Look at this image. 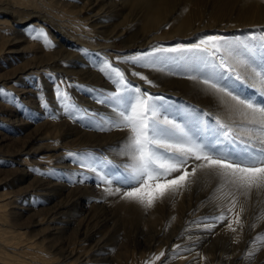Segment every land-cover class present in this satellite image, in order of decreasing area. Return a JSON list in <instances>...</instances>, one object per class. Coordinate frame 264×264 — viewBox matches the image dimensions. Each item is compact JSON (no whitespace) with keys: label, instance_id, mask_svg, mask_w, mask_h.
I'll return each instance as SVG.
<instances>
[{"label":"rangeland","instance_id":"1","mask_svg":"<svg viewBox=\"0 0 264 264\" xmlns=\"http://www.w3.org/2000/svg\"><path fill=\"white\" fill-rule=\"evenodd\" d=\"M127 1L131 6L128 12L133 14L137 11V5L135 2L138 0ZM147 1L151 3H155L156 1V3L160 5L159 7H161L159 13L156 17H153L150 23L142 24L133 20L129 21L127 23L128 29L126 34L112 40L111 46L107 50L110 52V55H108L109 58L107 57V54L100 49H88V47L87 49L83 48L81 53H79V57H82L85 61H78L75 64H69L66 62L61 64L62 67L72 70L73 75L78 77L76 80L69 77L66 83L64 82L65 78L62 75L56 76L55 71L49 69L48 73H36L37 75H32V77L26 81L25 79H22L23 81L18 79L9 83L11 84L10 88L6 89V91L9 92V94L11 93L10 96L0 95V103L3 102V104H9L8 107H14V114L13 112L11 114L0 112V194L16 187H23L25 189L29 187L28 185L36 184L38 179H48L51 180V182H58V184L54 185L55 187H51L50 190H44L48 194H42V190H36L35 188L34 191L31 188L25 193L24 191L19 193L17 197L15 195L16 200L13 202L15 205L14 208L20 212L21 217L16 214L14 215L15 218L12 217L10 210L14 208L9 204L5 206L7 208H4L6 211L4 209L2 211V213L6 212L4 213L6 215L3 217L4 220H0H3V222L8 225L19 226V228L20 225L23 226L21 227V231L24 232L23 237H29L30 239L35 240L37 242L35 247L40 249L45 255L54 257L55 261L53 260L54 258L51 260L59 264H66L70 260V257L65 260L60 259V253H62L63 249L71 244L74 245L79 241H84L83 245L85 248L93 246L88 250V255H92V258H94H90V262H78L75 264H113L114 262H116V264H128L131 261H133L134 264H139L143 259H147L146 257L150 254V250L156 245H159L158 251L160 253L163 251L166 254L164 257H161L160 260L162 261L167 259L169 253L176 254V250L184 248V246H179V249H175L178 244L185 242V238L193 235L206 234L208 237L206 240L209 241V239L214 240V238H218V236L231 238L234 237L233 234L237 233L238 238H244L245 240L246 244L243 249L247 247L255 248V246L261 247L264 245V240L255 239L259 234L264 233V230L257 232L255 230L257 225L254 223L257 222L256 218L258 216L262 217L258 219V222H264V204L262 205L263 207L261 206L260 208L258 207L259 205H257V200L259 199L261 202H264V190H253L248 196H245L243 193L236 192L234 188L225 186L222 192H218L217 188L221 183L218 177L209 175L207 172H197L193 177L189 178L186 187L178 190L175 194L166 197L162 201H157L152 208H145L138 203L121 199L119 194L108 195L104 189L109 187V185L101 183L96 172L81 167L75 157L68 156V153L71 152L79 154L80 156L87 155L98 163L103 162V172L109 174L113 180V183L110 186L112 190L114 191L117 187L122 190H127L121 179V174L125 173V165L128 160L127 157L121 155V147L125 143L128 133L127 131L115 129L110 131L100 130L101 127L107 126V119L115 117V113H113L109 105L105 103H97L98 99H103L105 96L115 91V85L98 70V68L102 66V61L105 60L113 66L120 68L125 73V78L130 85L139 87L142 92H148L153 97H162V101L159 102L167 107L168 111L165 114L168 115L170 119H174L177 123L199 125V128H192L193 133L199 135L200 129H214L216 127V121L219 119L223 123L231 126L235 130L234 134H239L229 121L226 122L227 120L220 116L213 115L210 109L205 106L182 97V95L151 90L140 85L137 80H133V73H140L147 77V80L151 81V84L148 83L151 86H158L160 84L159 79L155 77V75L160 76V74H163L164 78L173 76L186 79L187 75L195 74L191 72L190 69L192 64L190 57H192L193 54L190 53V55L189 53L182 52L157 53V56L167 58L168 69L176 74H169V71H157L153 68L143 67L131 62H124V58L136 56L141 53L152 52L153 49L157 48L170 49L180 48L182 46L191 47L199 44L201 39H206L210 36H220L229 41H247L258 45L262 34H264V24L262 23L240 25L229 29H220L216 26L219 21L224 20H228L231 23L236 22V24H238V21H236L234 17L235 15L243 17L241 12L244 11H239V15L236 9L241 6L245 8L250 3H242L243 0H233V5L228 7L225 4L220 5L217 0ZM229 1L231 0H227L225 3L228 4ZM257 1L262 7L259 5L253 7L252 2L250 10L245 13H250L254 16H251L250 18L246 16L249 19L244 20V22L264 21V15H258L257 11H254V9L264 10V0ZM17 2L18 0L8 1L10 5ZM42 4L51 5L52 8H54V12L57 13L62 10L60 6L48 3L46 0H24L22 9L27 12L28 10H31V7L29 6L38 9L39 5ZM2 16L7 17L9 21L12 22V25L16 23V19H14L13 16L7 15V13L0 15L1 18ZM181 22H195V24L204 23L207 25L209 24V26L206 29L204 28L200 31L189 34L188 37L184 39L178 37H175L174 39L170 38V30L176 23ZM130 35L134 36V45H129L127 38ZM180 39L181 41L176 42ZM52 45L55 46V43ZM66 46L68 47L70 45L67 44ZM55 47H57V45ZM51 48L54 47L51 46L50 50ZM36 58L37 57H34L33 60ZM85 63H88L90 68L99 72L98 74H100V78L98 80H83L82 74H84V72L81 70ZM156 67H164V64L158 63ZM49 72H52L54 75H51ZM130 72H132V74ZM130 75L131 77H129ZM142 81L145 83L144 80ZM164 82H166V80H164ZM236 84L238 86V91L245 98L253 99L258 104H264V96L259 95L255 88L250 87L248 84H242L241 82H236ZM56 85H59L62 90L65 89L64 91L69 93L72 100L80 109H87V114L83 112H74L72 118H69V114L64 111L61 103L57 100V97L53 95L54 87ZM28 88H31L30 90H32V92H39L34 94V96H29L31 95V91L26 92V94L28 93L27 95L20 91L21 89ZM39 95L45 98V102L48 105L47 108L42 107V101L37 97ZM41 96H39V98ZM2 97L3 99H1ZM4 97L7 98L4 99ZM45 119L49 121L50 124L46 122V124L43 123L46 121ZM51 121L54 122L52 123ZM60 121L66 122L67 125L62 123L63 126L61 127V123L59 124ZM68 123L72 124L69 125ZM52 125L53 127H51ZM38 126L43 128L41 130L45 129L46 132H52V136L54 135L52 137L53 139L49 138L48 140L43 141H48L52 145L55 143L58 146L61 145L62 142L68 144L67 148L62 149V151L65 150L67 153L51 157L52 160H50L48 165L45 164V168L39 167L35 164V157L49 153L57 154L58 150H61V148L57 150L51 148V145H43L36 153H31L30 151L26 153L27 149H31V147L34 148L37 145V143H32L31 145H25V153L12 156L16 150L23 146V138L25 135L29 132H34L35 127ZM69 126H72V128ZM63 127L65 129H63ZM50 128L51 130H49ZM72 133H74V135ZM100 137L102 139H100ZM113 137L115 139H113L112 142L101 143V140L112 139ZM94 142H100L101 144L90 145V143ZM17 156L20 158H27L28 165L26 166L27 171L25 173L21 174V171L19 170L18 172L14 171V167L18 164L13 160H15ZM53 161L54 163L51 164ZM55 163L56 165L58 163V165H61L62 167L56 166ZM196 163L199 162L190 160L188 170L191 171V168L194 167ZM84 187L86 188L84 189V191L86 190L85 192L81 190ZM55 189H57V191ZM69 189L73 191L71 192ZM68 192L72 196L67 194ZM73 193L76 195L79 194L80 196L77 195L79 198ZM229 193H232L235 196L234 207L233 195H229ZM58 197L60 199H58ZM68 198L70 199L68 201L69 203H67V206L62 209V213L56 215L57 219L54 218V221L51 222L44 223L43 221L35 223L36 220L45 216L46 211L43 212L42 209L51 206V204H54L57 199V201H60L61 199L66 200ZM205 198H207V202L200 206ZM206 203L217 206V210L213 214L208 215L203 214L196 217H192L194 214L191 216L189 215L192 211L196 210L198 206H206ZM20 205L29 207L30 211H20L17 208V206ZM241 207L244 209L242 213L240 211ZM30 213L33 214L31 215ZM221 213L226 217L223 223H219L215 219L221 215ZM237 213H240L243 224L242 228L235 222ZM229 222L232 223L233 228L237 229L236 232L230 230L228 227ZM47 223H49V225H47ZM55 223L61 226L60 232L57 234H50V230L47 229V226ZM253 225H255V227H253ZM181 227L182 229H180ZM95 228L96 230H94ZM85 238L86 240H84ZM192 238L196 239L198 237L196 236ZM99 239L101 240V244H98ZM254 239L255 243L253 242ZM26 240L27 239H24L23 241ZM0 243V249L2 247L10 253H13L11 251V246L6 245L5 248L3 247L2 242ZM172 243L177 244L173 247L174 249L171 250L169 245ZM102 244L104 245L101 246ZM96 246H98L97 249ZM99 247H101V249ZM257 250L258 247L251 249L250 252L254 254ZM140 252H143L142 256ZM181 254H183V251H180L179 255ZM179 255H174L171 257V260ZM26 258L27 260H30L29 256ZM32 258L35 260L37 257ZM158 262L159 260L156 261V264ZM8 263L9 262L0 261V264ZM13 263L15 262H11V264ZM32 263H34V261H32Z\"/></svg>","mask_w":264,"mask_h":264},{"label":"bare ground","instance_id":"2","mask_svg":"<svg viewBox=\"0 0 264 264\" xmlns=\"http://www.w3.org/2000/svg\"><path fill=\"white\" fill-rule=\"evenodd\" d=\"M8 1L9 0H4V1L0 0V15L7 13V15H11L14 17V19H16L15 20L16 23L12 25V22H10L7 17H4V16H2V18L0 17V89H3L4 92L8 94L9 92H7L6 89L10 88L11 84L9 83L16 81L18 79L19 80L21 79V81L25 79L26 81L27 79H30L32 75H35L36 73L37 74L39 72L43 74L48 73L49 69H53V71H55L56 76L62 75L65 78L64 82L68 81L69 77H71V79L73 80H76L78 77L73 75L72 70L62 67L61 64L65 62L69 64H75L78 61H81V62L85 61L82 57H79V53H81L83 48L87 49L88 47H89L88 49H100L101 51L106 53L108 57V55H110V52H108L107 50L111 46L112 40L119 38L126 34L127 29H128L127 23L129 21L133 20V21H137L142 24L150 23L153 17H156V15L159 13V9H161V7H159L160 5L156 3V1L155 3H151L147 0H138L137 2H135V4L137 5L136 6L137 11H135L133 14H130L128 12L131 6L127 0H46V2L48 3H52L54 5L60 6L62 8L61 12L59 13L54 12V8H52V6L49 4L39 5L38 9H35L34 7L32 8V6H29L31 7V10H28L27 12H25L22 9V6H23L22 4L24 0H18L17 3H13L11 5L8 3ZM161 1H164V0H161ZM217 1L219 2L220 5L225 4L228 7L233 5V0L229 1L228 4L225 3L227 2V0L225 1L217 0ZM243 2H246V3L248 2L250 4H248L245 8L241 6L236 9L239 15H240L239 11H244V12H241L243 14V17H238V15H235L234 17L236 21H238L237 22L238 24H236V22L231 23L228 20H224V21H219L218 24H216V26L220 29H223V28L229 29L233 27H238L240 25H252L256 23L264 24V21L244 22V20H247L251 16H254L253 14L245 13L248 10H250L252 2H253L252 3L253 7H256L257 5H259L260 7L262 6L257 0H243L242 3ZM254 11H257L258 15H264V10L254 9ZM246 16H248L249 18H247ZM208 26L209 24L208 25L204 23L195 24V22L194 23H191V22L176 23L175 26L170 30L169 37L173 39L175 37L184 39L188 37L189 34H192L196 31H200L204 28L206 29ZM33 30H42L46 34L47 40L50 41L51 44L55 43V46L57 45V47L54 46V48H51L50 50L51 46L47 48L44 46V38L37 39V40L32 39V36L36 35V32ZM48 31H51V32H48ZM127 39H128L129 45H134L135 39L133 35H130ZM181 39L177 40L176 42L181 41ZM67 44H69L70 46L67 47L66 46ZM34 57H37V58L33 60ZM89 66L90 65H88V63L83 64V68L81 70L84 72V74H82L83 80H98L100 78V74H98L99 72L93 68H90ZM52 72H49V73H51L52 75L53 74ZM130 73L132 74V72ZM242 74H244L245 76L247 75L246 73H243V72ZM129 77H131V75ZM155 77H157L160 81L159 82L160 84L158 86H154V85L151 86L146 82L144 83L139 77H136L135 75L133 77L134 78L133 80H137V82L143 87L149 88L154 91H165L169 94L182 95V97H185L189 100H192L193 102L197 104H200L210 109L213 115L220 116L221 118L227 120L226 122L229 121L231 125L238 132L240 131V127H241L240 118L232 110V105L235 102L231 101L230 98L220 95V94H214V93L205 91L203 85L197 83L196 81L190 80L188 78L181 79V78H176L173 76L171 77L169 76V78L167 77L164 78L163 74H160V76L155 75ZM164 80H166V82H164ZM56 87L57 85L54 87V91H53L54 92L53 95L55 96H56V92H55ZM30 89L29 88L21 89L20 91H22V93H25V94L26 92L31 91V95L29 96H34V94H37L39 92V91L32 92V90ZM39 96H37L38 99H40ZM5 98L7 97H4V99ZM1 99H3V97ZM8 105L3 104V102H1L0 112L11 114L13 112L14 107L13 108L8 107ZM45 122L50 124V122L47 120L44 121L43 123ZM60 123H61L60 125L61 127L63 126V124L64 125L66 124V122L64 121H60L59 124ZM68 124L70 125L72 123H68ZM39 126L35 127L34 132H31V133L29 132L27 135H25V137L23 138V141H24L23 146L20 149L16 150V152H14L13 155L12 154L11 155L14 156L16 154L20 155L22 153H25L26 151L24 150L25 145L26 146L28 144L31 145L32 143H37V145L35 144L36 146L34 148L31 147V149L30 148L27 149L26 153H28V151H30L31 153H36L42 148L41 146L43 145H51L52 146L51 148H55L57 150L61 148V150L60 149L58 150L57 154L49 153L46 155L35 157L34 159L35 164L38 165L39 167L45 168V164L48 165L50 163V160H52L51 157L57 156V155H64L67 153L65 150L62 151V149L67 148L68 144L66 142H62L61 145L58 146L55 143H53L52 145L48 141H43V140H48L49 138H52L54 135L52 136L51 131H50L51 133H49V132H46L45 129L41 130L43 128H40ZM51 127H53V125ZM69 127L72 128V126H69ZM63 129L65 128L63 127ZM49 130H51V128ZM73 132L75 133L74 130ZM74 133L72 134L74 135ZM100 139L102 138L100 137ZM113 139L115 138L113 137L112 139H103L101 140V143L104 144L106 142L107 143L112 142ZM94 143H90V145H97L100 142L95 143V144ZM13 161H15L18 164L16 165V167H14L15 168L14 171L18 172L19 170L21 171V174L27 171L26 166L28 165V161L26 157L20 158L17 156V158ZM53 163L54 161L51 164ZM56 166L60 167L61 165H58L57 163ZM204 172L205 171H199L198 173H204ZM56 184H58V182H51V180H48V179L46 180L38 179L36 184L28 185L29 187L25 189L23 187H16L12 190L2 192L0 194V219L4 220L3 217L6 216L4 214L6 212L2 213L3 209L7 208L5 206L10 204L12 208L15 207L13 203L16 200L15 195L17 197L19 193L23 191L25 193L31 188L34 191H35V188L36 190H42V194H48L44 190L48 191L50 190L51 187H55L54 185ZM84 189L86 188L84 187L81 190L84 191ZM55 190L57 191V189ZM69 190L71 191V189ZM67 194H70V193L68 192ZM77 195L75 194V196ZM58 199L60 198L58 197ZM57 200L55 201L54 204H51V206H47L46 208L43 207L44 209L41 208L43 212L46 211L45 216H43V218L41 219L36 220L35 223H40L43 221L44 223L51 222V221H54V218L57 219L56 215L57 214L59 215L60 213L63 212L62 209L65 206H67L66 204L69 203L68 201L70 199L69 198L66 200L61 199L60 201H57ZM206 200L207 198L203 199L200 206L203 203L207 202ZM257 201H258L257 205H259L258 207L260 208L264 204V202H261L260 199ZM200 206H198L197 209L192 211L189 215L191 216L192 214H194L192 217H196L198 215H203V214L208 215V214H213L217 210V206H214L213 204L209 205V203H206V206H202V207ZM17 208L20 211L30 209L29 207L21 206V205L17 206ZM10 213L13 218H15L14 216L15 214L21 217L20 212L15 208L11 209ZM259 218H262V217L258 216L256 218L257 222H254L255 225H257V228H255L257 232L264 230V222L259 223L258 222ZM3 220L2 221L0 220V242H2L3 247L5 248H6V245L11 246L12 248L11 251L13 253H10L9 251L1 247L2 250L0 249V252H1L0 261L9 262L10 264L11 262H15L16 264L17 263L19 264H59L57 262H54L55 261L54 257L47 256L45 255V253L41 252L40 249H37L35 247L37 245V242L35 240L30 239L29 237L28 238L23 237L24 232L21 231V227L23 226L20 225V228H19V226L8 225L5 222H3ZM47 225H49V223H47ZM60 227L61 226L55 223L52 225L50 224V226H47V229L50 230V234L51 233L57 234L60 232ZM180 229H182V227ZM94 230H96V228ZM172 235H173V231H172ZM196 236L198 238L196 239L192 238ZM233 236L234 237H231V238L218 236V238H214V240L209 239V241L206 240V238H208L206 234L188 236L187 238H185L184 243L178 244V246H181V247L184 246V248H181V249H179V247L175 248V249H179V250H176L177 255H179L180 251H183V254L171 260V257H173L176 254L169 253V256L167 257V259L162 260V261L159 260L157 264H264V245L261 247L255 246V248L258 247V250L255 251L251 257H249L248 253L251 251V249H255V248L247 247L243 249L246 244L244 238H238L237 233L233 234ZM188 238H191V239H188ZM24 239H27V240L23 241ZM100 239L98 241V244H101ZM84 240H86V238ZM83 242L84 241H79V242H76V244L74 245L71 244L67 246L66 248H64L62 253H60V259L65 260L70 257L69 258L70 260L69 261L67 260L68 262L66 264H75L78 262H90V258L93 259L94 257L92 258V255H88L89 253L88 250H90V248L93 246H91L90 248L89 247L85 248V246L83 245ZM176 244L175 243L170 244L169 245L170 249L171 250L174 249L173 247H175ZM103 245L104 244H102L101 246ZM98 246H96V249ZM237 246H240V247H237ZM158 247L159 245H156L155 247H153L150 250L151 251L150 254L146 257L147 259H143L139 264H145V262H149V264H156L157 260H155L154 258L155 256H158L160 253L158 251ZM99 248L101 249V247ZM27 255L29 256L30 260H27L26 258L28 257ZM142 255H143V252L141 253V256ZM32 257H37L39 259L36 258L34 260ZM51 259H53L54 261ZM32 261H34V263H32ZM113 264H116V262H114ZM128 264H134V263L133 261H131Z\"/></svg>","mask_w":264,"mask_h":264},{"label":"snow or ice","instance_id":"3","mask_svg":"<svg viewBox=\"0 0 264 264\" xmlns=\"http://www.w3.org/2000/svg\"><path fill=\"white\" fill-rule=\"evenodd\" d=\"M33 31L36 35L32 39L44 38L46 48L54 47L42 30ZM160 52L193 54L190 57V69L195 74H189L187 78L203 85L205 91L226 96L235 102L232 110L240 118L239 134H234L235 130L219 119L214 129H200L199 135L193 133L192 128H199V125L177 123L170 119L165 114L167 107L159 102L162 97H153L148 92H142L139 87L130 85L125 73L105 60L98 70L115 85V91L98 99L97 103L109 105L115 117L107 119V126L100 130L115 129L128 133L121 147V155L128 160L126 171L121 174L127 190L119 187L112 190L110 186L113 180L103 172V162L98 163L87 155L80 156L71 152L68 156L75 157L81 167L96 172L100 182L109 185L104 189L108 195L119 194L121 199L138 203L145 208H152L157 201L186 187L189 178L199 171L219 178L221 183L217 188L218 192H222L225 186L234 188L245 196L253 190H264V104L245 98L236 84H248L259 95L264 96V34L258 45L210 36L191 47L157 48L152 52L126 57L124 62L176 74L168 69L167 58L157 56ZM158 63L164 64V67L157 68ZM133 75L151 84L140 73ZM55 92L69 118H72L74 112L87 114L88 110L80 109L69 93L60 86L56 87ZM0 95L10 96L3 89H0ZM40 99L42 107L47 108L45 98L41 96ZM190 160L199 162L191 171L188 170ZM229 195H233L234 207L235 196L232 193ZM240 211H244L243 207ZM215 219L223 223L226 217L221 213ZM235 222L243 227L240 213L236 214ZM228 227L233 232L237 231L231 222ZM255 239L264 240V233ZM165 255L162 251L154 259L160 260ZM252 255V252L248 253L249 257Z\"/></svg>","mask_w":264,"mask_h":264}]
</instances>
